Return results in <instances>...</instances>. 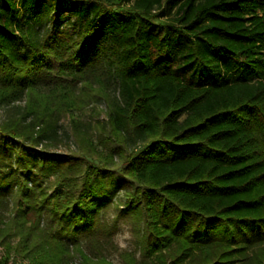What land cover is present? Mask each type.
Here are the masks:
<instances>
[{
	"label": "trees",
	"instance_id": "obj_1",
	"mask_svg": "<svg viewBox=\"0 0 264 264\" xmlns=\"http://www.w3.org/2000/svg\"><path fill=\"white\" fill-rule=\"evenodd\" d=\"M9 107L0 264H112L120 191L123 264H264V0H0Z\"/></svg>",
	"mask_w": 264,
	"mask_h": 264
},
{
	"label": "rangeland",
	"instance_id": "obj_2",
	"mask_svg": "<svg viewBox=\"0 0 264 264\" xmlns=\"http://www.w3.org/2000/svg\"><path fill=\"white\" fill-rule=\"evenodd\" d=\"M110 93L112 95H116V89L111 88ZM18 104L21 106L23 102ZM103 110L104 104L99 103L96 106L89 107L81 112L74 113V117L83 124L93 125L95 124L96 120H105V113ZM11 113H14V109H11L10 107L0 108V122ZM55 137V141H53L50 145L48 144V148L51 152L64 154L76 150V142L70 123V115L66 114L65 116L61 117L58 122ZM123 200V191H120L114 198L113 206H111L105 216L106 222L110 224L115 223L117 228L113 236L115 248L108 250L105 254L107 260H109L112 264H123L122 256L125 253L133 255L138 261H141L142 259L139 250V224L132 218L118 216L116 207L119 206L118 208H122ZM1 252L2 247L0 246V253ZM16 263L28 264L25 261L20 262V260H17Z\"/></svg>",
	"mask_w": 264,
	"mask_h": 264
}]
</instances>
